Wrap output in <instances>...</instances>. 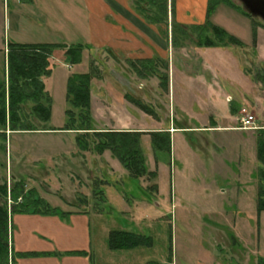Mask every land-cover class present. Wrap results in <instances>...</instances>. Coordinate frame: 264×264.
Masks as SVG:
<instances>
[{"label":"rangeland","instance_id":"1","mask_svg":"<svg viewBox=\"0 0 264 264\" xmlns=\"http://www.w3.org/2000/svg\"><path fill=\"white\" fill-rule=\"evenodd\" d=\"M212 2L208 23L235 41L224 38L222 44L207 23L201 27L218 44H200L199 26L174 19L177 0L170 1L169 19L165 9L144 1L148 17L162 18L163 38L169 25L172 49L168 57L152 58L157 68H145L143 76L129 62L138 58L119 57L105 47L83 48L75 56L52 50V73L42 77L53 105L51 121L43 124L31 115L32 101L24 106L29 121L41 129L62 128L69 121L67 110L79 115L67 100L66 83L93 69L90 127L143 131L147 169L156 176L131 178L110 150L80 151L77 135L88 130L79 121L71 131L8 132L6 140L0 135V183L24 180L26 190L34 189L52 209L13 214L14 264H257L264 258V211L258 210L255 168L257 129L264 127V21L239 0ZM17 9L12 2L7 10L0 7V82L14 32L38 24L36 17L27 21V15L18 20ZM18 33L22 40L30 38ZM167 70L166 89L161 80ZM244 111L254 115L255 128H242ZM219 124L222 128H214ZM158 131L168 132L153 135ZM44 146L51 148L47 159L32 156ZM86 192L89 207L97 211L79 213L74 206H84L80 200ZM114 230L151 236L153 244L112 249Z\"/></svg>","mask_w":264,"mask_h":264},{"label":"trees","instance_id":"2","mask_svg":"<svg viewBox=\"0 0 264 264\" xmlns=\"http://www.w3.org/2000/svg\"><path fill=\"white\" fill-rule=\"evenodd\" d=\"M144 1L156 3L164 11L167 10V0H136L137 9L145 14L146 6ZM228 1V0H226ZM215 2L209 4L208 15L212 12ZM152 5V4H151ZM167 13V12H166ZM150 15V14H149ZM162 18L156 16L154 21ZM209 17L203 25H206ZM202 29L200 35V44L217 45L218 42L213 40L207 34L208 29L197 25ZM215 38L217 37L222 44L224 38L235 41L229 37L223 29H218L208 23ZM237 42V41H236ZM55 48L64 49L67 55L75 56L80 54L85 48L82 44H23L17 42H9L8 44V77L4 82H0V135L6 140L7 131L23 132L38 130L32 122L29 121L30 116L24 111V106L29 102H33L31 115L40 121L48 122L51 119L52 103L51 99L46 96V85L42 77L51 75L50 56ZM132 67L135 68L139 75L143 76L144 69H156L157 60L138 59L129 60ZM165 67L169 69L168 62ZM93 69L87 73H77L68 78L66 97L68 102L74 109L79 110V115L73 109H69L66 113L69 121L65 122L62 128H51L52 130L71 131L75 129L77 122H81L86 126L84 130H88L83 134L77 135L76 143L80 151L95 150L98 153H104L110 150L118 160L127 169L131 178L139 180L146 175H155L156 172H149L146 165V156L141 142L143 131L139 130H96L90 127V117L92 112V95L91 80L93 78ZM153 73L156 70H151ZM169 70L162 77L161 84L167 89L169 87ZM48 96V94H47ZM49 97V96H48ZM47 100V104L43 99ZM138 105L147 111L153 113V109L138 102ZM78 116V118H77ZM93 130V131H91ZM156 131H150L153 133ZM168 131H158L155 134ZM257 161H258V210L264 211V127L257 129ZM155 145L158 146V144ZM157 188V185H155ZM102 192V191H101ZM34 189L26 190L24 180L15 182L13 186H9L7 182L0 183V264H14V248L12 244V216L16 212H27L32 209L34 212L44 210L50 212L52 209L41 196L32 197ZM10 200L12 201L10 203ZM10 206L12 209H10ZM153 240L151 236L142 235L131 231L114 230L111 231L109 237V246L112 249H131L139 246H151ZM24 253V252H23ZM257 264H264V258H259Z\"/></svg>","mask_w":264,"mask_h":264},{"label":"crops","instance_id":"3","mask_svg":"<svg viewBox=\"0 0 264 264\" xmlns=\"http://www.w3.org/2000/svg\"><path fill=\"white\" fill-rule=\"evenodd\" d=\"M133 1L134 0H0V7L7 10V6H10L12 2L15 7H21V9H17L18 13L16 17L18 20L19 17L26 19L25 15H27V21L29 22L30 20L33 22L34 17L38 19V24H34L36 25L35 28L29 26V28L32 29H23L19 26V28H17L19 31L14 32L13 40L10 42L23 44H82L85 48L105 47L111 50L115 55L128 59H152L158 54L162 55V57H168L170 53L169 50L172 49V47L170 49L168 45L171 44V38L169 41V38L166 37L169 34V25L166 26V35L163 38L162 34L164 32L161 30L162 23H159L160 20L154 21L150 17H146L145 14L135 8ZM170 1L171 0H167L166 16L168 19L170 18ZM209 4L210 0H177L176 18L174 19L183 26L202 25L208 18ZM29 7H35L39 12L35 14L36 11L29 9ZM29 14L31 15L28 18ZM6 20L7 16L5 15V21ZM4 25L6 28V24ZM20 31L27 37L30 36V38L25 40L20 39L21 37H19L18 33ZM5 52L6 55H8V45ZM7 77L8 70H6L4 81L7 80ZM44 82L46 85L45 91H48L46 80H44ZM173 82L175 86V78ZM65 88H67V83ZM44 101H46L45 98L43 99V102ZM93 107L94 96H92V108ZM43 124L46 123L43 122ZM226 127L237 128L234 126H223V128ZM51 128L52 127L38 128V130L23 131V133L44 134L50 131L52 132L53 130ZM191 128L200 129L201 127ZM214 128L222 127L219 124ZM206 129L212 130L209 127ZM8 132L10 134L14 133L10 130L7 131V134ZM16 133L19 132L17 131ZM28 150H30L29 147L26 151ZM49 150H51L50 147H40L37 151L33 150L32 156L41 155L43 156L42 160H45L47 156H49L47 155V151ZM24 155L29 154L25 153ZM255 168L258 173V164ZM87 182H89V180ZM84 187H87V185H84ZM86 193L85 197L80 200L81 203H85L84 206H74L79 213L97 211V209L89 207L92 200L89 197V192ZM10 202L12 201L10 200ZM10 209H12L11 206ZM29 212L34 213L33 208L26 213ZM59 212L62 216L67 215V213L61 209H59ZM235 240L234 238V241Z\"/></svg>","mask_w":264,"mask_h":264},{"label":"water","instance_id":"4","mask_svg":"<svg viewBox=\"0 0 264 264\" xmlns=\"http://www.w3.org/2000/svg\"><path fill=\"white\" fill-rule=\"evenodd\" d=\"M245 9L254 17H260L264 21V0H239Z\"/></svg>","mask_w":264,"mask_h":264},{"label":"built area","instance_id":"5","mask_svg":"<svg viewBox=\"0 0 264 264\" xmlns=\"http://www.w3.org/2000/svg\"><path fill=\"white\" fill-rule=\"evenodd\" d=\"M240 122L242 123L243 129H252L254 127L255 123V117L252 114H248L246 111H244V114L242 115Z\"/></svg>","mask_w":264,"mask_h":264}]
</instances>
